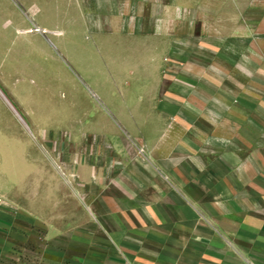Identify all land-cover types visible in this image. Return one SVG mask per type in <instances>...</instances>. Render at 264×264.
<instances>
[{
  "label": "rangeland",
  "instance_id": "rangeland-1",
  "mask_svg": "<svg viewBox=\"0 0 264 264\" xmlns=\"http://www.w3.org/2000/svg\"><path fill=\"white\" fill-rule=\"evenodd\" d=\"M238 3L239 21H215L214 10L192 21L191 36L158 43L85 21L79 0H0V91L23 121L0 97V207L15 215L1 218L0 264H73L63 243L84 220L72 217V199L89 147L102 159L119 137L147 160L143 140L172 129L206 133L184 156L183 176H206L214 191L221 151L238 141L239 191L226 220L241 243L193 209L231 255L212 264H264V0L250 1L252 17L243 16L248 0ZM219 5L233 13L231 2ZM178 101L184 111L165 106Z\"/></svg>",
  "mask_w": 264,
  "mask_h": 264
},
{
  "label": "crops",
  "instance_id": "crops-1",
  "mask_svg": "<svg viewBox=\"0 0 264 264\" xmlns=\"http://www.w3.org/2000/svg\"><path fill=\"white\" fill-rule=\"evenodd\" d=\"M224 1L231 2L233 13H223L225 8L219 4ZM250 1L253 2L248 0L243 16H254ZM238 2L79 0V10L85 21H104L107 31L118 30L138 36L142 42L153 39L159 43L176 37V33L182 38L191 36L192 21H209L214 10L215 21H239ZM194 70L189 67L185 72L197 73ZM203 72L208 73L207 69ZM174 83L186 89L193 84L189 80ZM180 105L179 102L165 106L179 113L185 110ZM178 113H174L177 121L191 120L192 115ZM181 134L172 129L153 140H143L142 152L147 160L119 137H113V145L108 152L104 151L103 161L97 148L89 147L87 162L79 164L75 171L78 195L72 199L77 210L72 217L81 216L84 220L73 221L66 233L71 241L63 243V248L72 251L73 264H212L223 255L231 258L221 238L198 224L193 208L215 219L219 234L230 235L235 244L241 243L244 235L226 220L231 216L233 195L239 191L233 175L238 170V150L237 155L233 152L238 149V141L231 142L230 154L221 151L216 164L223 179H216L219 188L214 191L209 189L210 179L206 176L193 180L183 176L189 171L184 167V156L198 153L194 139L206 133L189 130L182 137ZM236 134L238 137V131ZM107 155L110 157L106 158ZM226 171L232 178L225 177ZM1 218L13 220L15 215L0 207V228ZM231 260L222 264H231Z\"/></svg>",
  "mask_w": 264,
  "mask_h": 264
},
{
  "label": "water",
  "instance_id": "water-1",
  "mask_svg": "<svg viewBox=\"0 0 264 264\" xmlns=\"http://www.w3.org/2000/svg\"><path fill=\"white\" fill-rule=\"evenodd\" d=\"M0 97L5 101V103H7V105H9L10 109L14 112V114L16 115V117L23 123V121L21 120V118L19 117V115L15 112V110L10 106L9 102L7 101V99L4 97V95L1 93L0 91Z\"/></svg>",
  "mask_w": 264,
  "mask_h": 264
},
{
  "label": "bare ground",
  "instance_id": "bare-ground-1",
  "mask_svg": "<svg viewBox=\"0 0 264 264\" xmlns=\"http://www.w3.org/2000/svg\"><path fill=\"white\" fill-rule=\"evenodd\" d=\"M9 106V105H8Z\"/></svg>",
  "mask_w": 264,
  "mask_h": 264
}]
</instances>
